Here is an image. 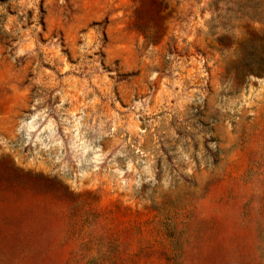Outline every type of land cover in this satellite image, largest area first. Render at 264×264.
<instances>
[{
    "label": "rangeland",
    "instance_id": "obj_1",
    "mask_svg": "<svg viewBox=\"0 0 264 264\" xmlns=\"http://www.w3.org/2000/svg\"><path fill=\"white\" fill-rule=\"evenodd\" d=\"M0 264H264V0H0Z\"/></svg>",
    "mask_w": 264,
    "mask_h": 264
}]
</instances>
